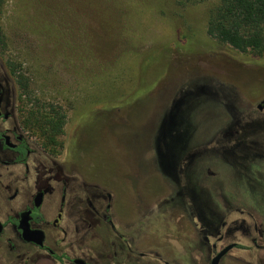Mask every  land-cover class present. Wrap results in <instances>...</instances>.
<instances>
[{"label":"rangeland","instance_id":"obj_1","mask_svg":"<svg viewBox=\"0 0 264 264\" xmlns=\"http://www.w3.org/2000/svg\"><path fill=\"white\" fill-rule=\"evenodd\" d=\"M218 3L5 0L0 82L10 93V121L51 150L75 189L100 196L101 218L85 212V254L108 258L106 214L148 254L134 264H204L212 248L234 241L246 248L222 264H264V249L252 242L255 224L264 223V53L208 35ZM50 104L65 115L57 144L30 114ZM192 197L216 214L200 222L195 211L196 235ZM190 228L197 254L189 251Z\"/></svg>","mask_w":264,"mask_h":264},{"label":"flooded vegetation","instance_id":"obj_2","mask_svg":"<svg viewBox=\"0 0 264 264\" xmlns=\"http://www.w3.org/2000/svg\"><path fill=\"white\" fill-rule=\"evenodd\" d=\"M11 104L10 93L0 82V264H122V256L124 264H134V259L143 261L148 254L136 252L131 235L125 233L122 237L116 224L106 214H103V220L108 222L113 233L108 258L95 252L85 254V212L101 218L95 203L100 196L82 187L81 190L78 187L75 189L77 181L69 178L64 165L55 161L51 150L38 145L20 123L12 124L10 120L14 112ZM188 206L189 211L191 208L194 210L189 215L195 223L192 227L196 235L198 220L193 197ZM110 208L111 205L107 204L105 211H110ZM206 215L210 217L212 212L209 210L201 214L199 221H203L202 217L206 218ZM262 222L263 219L255 224L258 234L252 237V242L260 250L264 249ZM207 223L205 220L202 234L206 243H211L212 230L207 232ZM226 225L223 221L221 226ZM24 227L31 232L29 239L24 237ZM38 230L43 232L41 243L36 242L38 233L33 234ZM191 231L190 228L188 240L192 241V245L189 251L197 254L193 247L196 237ZM219 232H222L221 229ZM221 241L224 242V237ZM229 245L233 247L221 257L219 264L234 248H246L236 241L219 250L212 248L204 264H211L212 259ZM174 254L181 252L177 250ZM190 259L196 262L195 256Z\"/></svg>","mask_w":264,"mask_h":264},{"label":"trees","instance_id":"obj_3","mask_svg":"<svg viewBox=\"0 0 264 264\" xmlns=\"http://www.w3.org/2000/svg\"><path fill=\"white\" fill-rule=\"evenodd\" d=\"M193 1V0H186ZM5 0H0V17ZM207 33L224 45L241 52H253L257 55L264 53V0H219L208 18ZM4 46V34L0 24V49ZM13 72H16V66ZM18 82L25 90L29 83L23 75L18 76ZM47 112L37 111L33 118L36 129L41 130L42 135L51 144H57V136L62 133L65 124V115L60 106L48 105ZM201 201L204 200L202 197ZM197 203V200H196ZM203 208H198L199 217L206 213L210 207L207 200L203 202ZM206 209V210H205ZM211 212V210H210ZM216 217L215 213H212Z\"/></svg>","mask_w":264,"mask_h":264},{"label":"water","instance_id":"obj_4","mask_svg":"<svg viewBox=\"0 0 264 264\" xmlns=\"http://www.w3.org/2000/svg\"><path fill=\"white\" fill-rule=\"evenodd\" d=\"M38 233L37 235V238H36V242H39L41 243L43 241V232L41 230H38V231H33V234H36ZM23 234H24V237L26 239H29V236L31 235V232L29 233V229L27 230L26 227L23 228ZM233 247V245H229L227 246L223 251H221L219 254H217L213 259H212V262L211 264H219V261L221 259V257L229 250Z\"/></svg>","mask_w":264,"mask_h":264}]
</instances>
